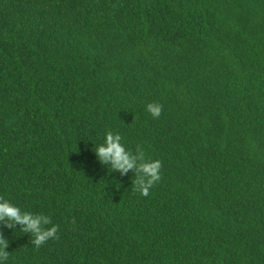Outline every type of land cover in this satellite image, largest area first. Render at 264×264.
I'll list each match as a JSON object with an SVG mask.
<instances>
[{
	"label": "trees",
	"instance_id": "trees-1",
	"mask_svg": "<svg viewBox=\"0 0 264 264\" xmlns=\"http://www.w3.org/2000/svg\"><path fill=\"white\" fill-rule=\"evenodd\" d=\"M0 197L58 226L7 264H264V0H0Z\"/></svg>",
	"mask_w": 264,
	"mask_h": 264
},
{
	"label": "clouds",
	"instance_id": "clouds-1",
	"mask_svg": "<svg viewBox=\"0 0 264 264\" xmlns=\"http://www.w3.org/2000/svg\"><path fill=\"white\" fill-rule=\"evenodd\" d=\"M146 110L153 118H159L161 115V106L158 103H149L146 105ZM94 152L99 161L110 165L112 170L121 174L134 170L136 173L135 190L143 196H147L149 189L161 178V161L146 159L142 149H140L137 158L132 157L122 143V137L119 133L106 132L103 142L95 146ZM0 222H4L6 227H11L13 224L21 225V231L25 234H31L32 243L36 247H40L49 239L55 238L58 231V226L52 224L50 217L22 211L3 197H0ZM44 225L50 226L45 228ZM8 246V240L0 235V264H7L9 253L6 249Z\"/></svg>",
	"mask_w": 264,
	"mask_h": 264
}]
</instances>
